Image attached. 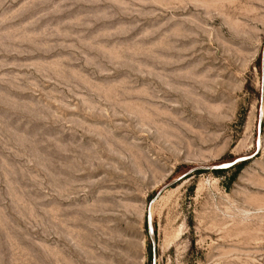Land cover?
Listing matches in <instances>:
<instances>
[{
  "label": "rangeland",
  "instance_id": "1",
  "mask_svg": "<svg viewBox=\"0 0 264 264\" xmlns=\"http://www.w3.org/2000/svg\"><path fill=\"white\" fill-rule=\"evenodd\" d=\"M263 49L264 0H0V264H264Z\"/></svg>",
  "mask_w": 264,
  "mask_h": 264
},
{
  "label": "water",
  "instance_id": "2",
  "mask_svg": "<svg viewBox=\"0 0 264 264\" xmlns=\"http://www.w3.org/2000/svg\"><path fill=\"white\" fill-rule=\"evenodd\" d=\"M262 74H263V80H264V49H263V52H262ZM261 131H262V127H261V123L259 122V124H258V146H257V152L256 153H258L260 151V148H261V145H260ZM251 157L252 156L237 158L229 166L218 165L215 168L216 169H224V168L230 167L232 165L239 164V163H241V162H243V161H245V160H247V159H249ZM209 169H211L210 166H199V167L193 168L191 170V172L201 171V170H209ZM153 245H154V250H155V242L154 241H153Z\"/></svg>",
  "mask_w": 264,
  "mask_h": 264
},
{
  "label": "trees",
  "instance_id": "3",
  "mask_svg": "<svg viewBox=\"0 0 264 264\" xmlns=\"http://www.w3.org/2000/svg\"><path fill=\"white\" fill-rule=\"evenodd\" d=\"M243 162L239 163L238 165H241Z\"/></svg>",
  "mask_w": 264,
  "mask_h": 264
}]
</instances>
